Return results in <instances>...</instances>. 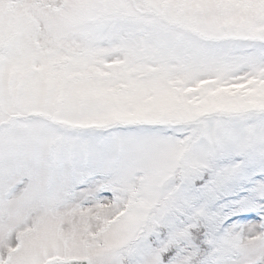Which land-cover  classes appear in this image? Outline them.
I'll return each instance as SVG.
<instances>
[{"label":"snow or ice","instance_id":"1","mask_svg":"<svg viewBox=\"0 0 264 264\" xmlns=\"http://www.w3.org/2000/svg\"><path fill=\"white\" fill-rule=\"evenodd\" d=\"M0 264H264V0H0Z\"/></svg>","mask_w":264,"mask_h":264},{"label":"rangeland","instance_id":"2","mask_svg":"<svg viewBox=\"0 0 264 264\" xmlns=\"http://www.w3.org/2000/svg\"><path fill=\"white\" fill-rule=\"evenodd\" d=\"M248 215H250V214H248ZM236 219H240L239 217H237Z\"/></svg>","mask_w":264,"mask_h":264}]
</instances>
